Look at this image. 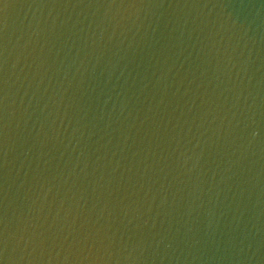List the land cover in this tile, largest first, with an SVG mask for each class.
Listing matches in <instances>:
<instances>
[{
  "label": "water",
  "instance_id": "water-1",
  "mask_svg": "<svg viewBox=\"0 0 264 264\" xmlns=\"http://www.w3.org/2000/svg\"><path fill=\"white\" fill-rule=\"evenodd\" d=\"M0 264H264V0H0Z\"/></svg>",
  "mask_w": 264,
  "mask_h": 264
}]
</instances>
